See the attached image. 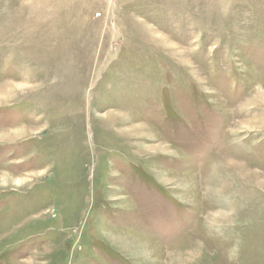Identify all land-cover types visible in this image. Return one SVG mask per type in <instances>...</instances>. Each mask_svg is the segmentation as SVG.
<instances>
[{
	"label": "rangeland",
	"instance_id": "obj_1",
	"mask_svg": "<svg viewBox=\"0 0 264 264\" xmlns=\"http://www.w3.org/2000/svg\"><path fill=\"white\" fill-rule=\"evenodd\" d=\"M0 264H264V0H0Z\"/></svg>",
	"mask_w": 264,
	"mask_h": 264
}]
</instances>
